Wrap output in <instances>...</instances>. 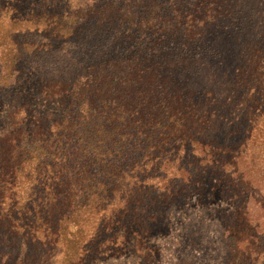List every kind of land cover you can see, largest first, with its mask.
Returning a JSON list of instances; mask_svg holds the SVG:
<instances>
[{"label": "trees", "instance_id": "trees-1", "mask_svg": "<svg viewBox=\"0 0 264 264\" xmlns=\"http://www.w3.org/2000/svg\"><path fill=\"white\" fill-rule=\"evenodd\" d=\"M242 8L239 0H0L2 87L16 85L30 58L71 66L42 82L51 112L15 98L6 110L0 218L11 235L81 264L101 232L132 227L155 179L163 186L170 174L173 192L160 196L173 197L202 168L220 174L201 198L235 203L234 247L250 253L264 218V59L257 55L263 70L250 89L220 108L199 103L179 77L205 33L243 24ZM21 34L37 38L21 45ZM236 134L240 141L225 140ZM27 250L24 263L39 264L41 254Z\"/></svg>", "mask_w": 264, "mask_h": 264}, {"label": "rangeland", "instance_id": "rangeland-1", "mask_svg": "<svg viewBox=\"0 0 264 264\" xmlns=\"http://www.w3.org/2000/svg\"><path fill=\"white\" fill-rule=\"evenodd\" d=\"M239 2L243 5V24L236 28L211 29L198 41L200 53L191 59L184 57L180 62L179 77L183 82L194 85L188 92L201 96L197 99L199 103L212 104L214 100L218 107L226 102L232 104L242 91L245 92V88L250 89L253 85L251 77L263 70L255 71L262 61L255 63L257 55L262 56L259 60L264 59V0ZM36 38L31 34H21L15 41L23 45V42ZM243 66L249 69L242 80L246 84L240 87L242 84L237 78L246 70ZM68 70H71V66L64 68L30 58L19 74L16 85L7 88L0 85V137L10 131L6 110L13 105V98L33 105L32 110L40 114L44 110L51 112L52 106L40 91L42 82ZM2 76L0 69V80H3ZM229 97L233 98L229 101ZM230 104L232 110L234 107ZM217 128H220L218 136L222 138L224 124L219 123ZM241 137L242 134L229 135L225 140L237 142ZM196 174L197 179L192 183L178 185V195L166 198L161 197V193L166 189L172 193L176 182L170 184V174L166 175L167 182L163 186L161 181L155 179L152 182L154 185L139 204L144 210L141 212L138 209L130 218L132 227L127 229L128 224H125L122 228L101 232V238L91 242L87 258L81 264H264V218L261 216L259 220L263 224L257 234L260 243L250 253L235 249L237 240L232 231L235 203L212 199L209 202L201 198L203 194H209L214 185L210 179L220 173L216 170L204 172L199 168ZM166 195L168 193L165 191L163 196ZM5 219L0 218V264H25L23 255L27 248L34 255L41 254L39 264H67L63 250L25 246L19 235H11L12 230ZM140 222L145 223L144 226ZM99 240L101 243L97 244ZM81 252L78 250V254ZM67 256L73 257L69 253Z\"/></svg>", "mask_w": 264, "mask_h": 264}]
</instances>
